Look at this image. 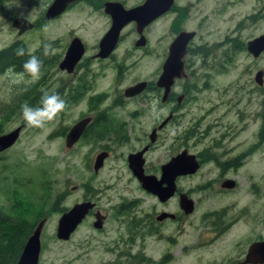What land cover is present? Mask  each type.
Segmentation results:
<instances>
[{
	"label": "rangeland",
	"instance_id": "rangeland-1",
	"mask_svg": "<svg viewBox=\"0 0 264 264\" xmlns=\"http://www.w3.org/2000/svg\"><path fill=\"white\" fill-rule=\"evenodd\" d=\"M174 1L176 6L183 9L174 18L173 26L178 24L181 29L194 31L190 46L201 45L197 49H203L198 54L186 57L187 62H191L188 77L177 81L173 90L177 92L184 86L187 101L176 110L173 122L160 131L158 143L147 153V159L149 162H160L161 158L164 161L167 155L182 149L196 152L208 144L211 137L216 141L223 133L220 144L238 162L235 165L237 168L228 172V176L236 178L237 187L228 194L215 192L218 175L210 164L208 170L202 169L189 179H179L178 186L189 187L191 197L196 200L194 215L190 217L189 236L182 232L175 236L173 244H168L165 238L150 241L152 247L145 252L149 260H144L143 264L150 262V259L155 263L166 251L174 253L169 262L158 260L157 264H232L237 248L253 237L264 236V51L254 58L244 47L240 50L232 46L233 41L236 42L235 46L239 45L238 42L244 45L247 40L264 33V0ZM34 6L31 0L1 3L0 48L21 40L26 52L32 53L42 40L57 38L60 51L55 48V52L62 54L67 35H89L97 20V14L91 11V18H87L85 12L77 15L69 12L45 24L40 33L34 31L17 35L10 27L11 20L16 16L36 18L37 9ZM171 18L173 16L167 14L149 26L147 50L141 53L145 55L137 65L130 66L128 61L131 57L120 46L114 54L115 59H124L127 64L125 73L117 81L113 77L98 80L95 90H105L111 94L109 96H114L116 90L135 80L152 79L156 63L164 53L162 47L168 41ZM98 20L101 21V18ZM89 53V50L86 51L87 55ZM196 58L200 59L199 63ZM8 69L0 74V134L18 125L21 129L15 142L0 152V206L12 218L17 217L24 225H31L29 231L40 219L39 216H45L39 236L41 247L38 264H85L71 261L76 254V250L70 248L75 237L62 244V252L57 251L54 231L59 208H69L87 193L86 187L92 190L94 196L99 193L113 195V191H120L124 187L136 191V182L129 177L124 161L118 158L120 154L124 156L132 146L136 147V138L144 132L148 133L153 122L165 116L166 112H161L157 106L153 111V106H146L143 100L142 103L124 101L118 106L110 105V116L125 123L124 130L130 138L115 150L116 158L111 156L106 159L94 174L90 169L94 147L82 140L73 148L66 149L56 135L59 123L66 125L79 117L84 104L69 107L61 118L44 129L29 128L22 123L21 106L16 113L10 112V109L17 103L16 98L20 93H25L33 83L25 75L23 81L13 84ZM256 70L263 72L262 85L253 81ZM55 78L57 73L53 72L50 79ZM35 87L41 92L51 91L54 84L48 81ZM37 97L32 91L31 102L28 103ZM110 99L107 98L103 106L108 105ZM131 110L137 111L136 116L129 115ZM187 127L193 131L195 139L190 137L182 141V131ZM248 150L253 151L252 154ZM73 185L77 187L76 191H72ZM56 193L62 195L55 202ZM100 201L107 206L103 197H100ZM143 205L150 204L147 201ZM236 207L243 213L221 238L208 243L210 233H206L196 240L198 225L195 220L200 213L224 208L220 218L230 221L234 219L231 214ZM162 231L168 232L165 227ZM199 240L202 243L197 245ZM92 261L95 262L96 258H92Z\"/></svg>",
	"mask_w": 264,
	"mask_h": 264
},
{
	"label": "flooded vegetation",
	"instance_id": "flooded-vegetation-1",
	"mask_svg": "<svg viewBox=\"0 0 264 264\" xmlns=\"http://www.w3.org/2000/svg\"><path fill=\"white\" fill-rule=\"evenodd\" d=\"M51 2L52 0H31V3L35 4L34 7L37 9L36 18L16 16L27 20L30 27L22 31L20 34L17 33L16 28L11 27V25L10 27L15 30L17 35H23L24 33L34 31L40 33L45 24L59 19L62 15L69 12L76 13V15L79 12H85L87 18H91L89 11L97 14V20L91 27L89 35H86V33L80 37L74 34L67 35V39L63 44L62 54L55 52L53 55L47 57L43 55V46L45 44H51L53 49L57 48V50L60 51V41H58L57 38L51 41L42 40L32 51L35 52L37 49H41L40 51L42 52L43 61L41 71L43 75L39 82L29 85L25 93H30V91L32 92L33 90L36 95L38 94L41 98L43 92H41V90H36L38 88L35 86L38 87L43 83L47 84L49 81L54 84V88L61 98L67 102L68 108L66 110L78 103L84 104V110L79 117L66 125H61V122L59 123L56 135L61 138L63 146L66 149L73 148L82 140H85V142L93 146L90 169L92 173L95 174L102 167L103 162L106 159H110L111 156H114L115 150L121 147L130 138V135L124 130L123 125L125 123L118 118L110 116V105L118 106L123 104L124 101L142 103L143 100L144 104H147L146 106H153V102L158 101L159 103L156 104L158 109H163L166 112L165 116L158 120L156 119L153 122L148 133L144 132L141 136L136 138V147L132 146L130 150H127L124 153V156L120 154L118 158L120 161H124V168L127 170L129 177L136 182V191H130L124 187L121 188L120 191H113V195L99 193L98 196H94L92 190L86 187L85 189L87 190V193L81 196L80 199L75 200L70 207L81 203H89L91 206L86 210L79 222L76 223L67 238L57 237L56 232L59 217L70 207L59 208L60 214L58 218H56L54 231V237L58 244L57 251H61L62 244L68 243L75 237L70 244V248L76 250L75 256L71 258V261L73 262H85V264H143L144 260L148 259L145 252L152 247L150 241H157L160 238H165L168 240V244H173L175 242V236H178L180 233L185 232L187 236H189V226L191 225L190 217L194 215L196 200L191 197L192 193L189 187L184 188L178 186L179 179H189L202 169L208 170V164H210L215 168L216 176L218 175L216 178L217 186L214 188L215 192L217 191L220 194H228L237 187L236 178L228 176V172L231 171V169H236L237 167H235V165L238 162L234 160L235 158H233L232 155L227 154V149H223L224 146L220 144L219 140L223 139V133L218 136V140L216 141L211 137L209 143H206V145L196 152H191L186 149L180 151H184L186 155H192L197 166L191 173L187 172L181 175H176L174 177L175 189L166 197L160 198L155 193L145 189L133 174L131 168L130 160L133 159L139 163L143 176H151L155 180H159L161 176V166L180 153H171L167 155L164 161H162V158L161 160L159 159L160 162H149L147 159V153H149L158 143L160 131L173 122L176 110L179 107H182L187 101V94L184 86H182L177 92L173 90L177 81L185 80L188 77L187 72L189 71L188 68L191 62H187L186 57L200 53L203 48H199L198 50L197 47L201 45H196L194 47L190 46L195 35V32L193 31L194 34L187 42L185 52L181 57L184 75L173 78L166 95L163 97L164 90L161 86L157 85V81L162 71V64L167 56L168 46L177 32L184 30L181 29L178 24L173 26L174 18L182 12V6H176V4H174L175 1L171 0L170 5L164 11L160 12L153 19L141 26L139 23L137 26V22L134 20L126 21L118 30L116 42L112 50L106 55L100 56L98 55L100 50L99 42L112 24L111 12L124 18L123 11L134 9L142 5L145 0H69L57 15L51 18H45V11ZM167 14L173 16L169 22L168 41L165 42L166 44L162 47L164 53L162 54L163 56L161 60L156 63L153 78L147 80H135L133 83L120 90H116L117 94H114V96H109L111 94L105 90H95L98 80L113 77L115 81H117L125 73L127 64H125L124 59H115L114 54L120 46H123L128 57H131L128 61L129 64L131 63L130 66L134 64L137 65L140 62L141 57L145 55V53L142 55L141 53L146 52L147 50L149 26H151L157 19L166 16ZM99 18H101V21L98 20ZM127 37H129L128 41L124 42ZM73 38H77L80 41L83 52L77 61L73 63L71 68L67 70V67H60L59 64L65 50ZM56 41L57 43H55ZM23 45L25 47L24 43ZM88 50L90 53L87 55L86 51ZM136 51L138 53H136ZM50 60H53V62H49ZM49 70L50 72L48 73ZM53 72L57 73V78L51 80L50 75ZM138 82H144L141 90L134 94L125 95V89ZM262 83L260 85H262ZM28 97H31V94H29ZM109 97L111 98L110 103L103 106V103ZM136 112L137 111L131 110L129 111V115L136 116ZM64 113L61 114L60 118ZM82 119H86V122L81 125L82 128L75 141L69 146H66L65 137L68 131L73 125ZM190 137L195 139L193 131L187 127V129L182 131L181 139L182 141H185ZM262 140L263 138H261V141ZM252 152L248 150V153L252 154ZM98 156H100V163L95 169L94 162ZM130 157L131 159L129 160ZM114 158L116 157L114 156ZM229 181L233 183L232 186H228ZM206 185L207 182L205 183V186ZM161 186L164 187L165 183L162 182ZM211 187H213V185H211ZM71 189L72 191H76L77 187L73 185L71 186ZM180 194H183V196L192 201V209L190 211L186 212L180 208ZM61 195L62 193L55 194V202L57 201V198L61 197ZM100 197H103V201L107 202V206H104L101 203ZM147 201L150 205H143V202ZM218 210L210 211V214L205 211L199 214L198 218L195 220L196 225H198L196 240L206 233H210V237L207 241L208 243L221 238L222 235L230 230L231 226L237 221V219L240 218V213H243V210L240 212L241 209L236 207L231 214V216H234V219L223 221L220 216H222L225 209L222 208L221 210ZM246 213H248V210ZM39 218L40 219L36 220L34 226H36L41 219H44L40 229L41 232L46 219L45 216L42 215L39 216ZM164 227L168 230L167 233H163L162 229ZM261 241H264V236L253 237L244 246L241 245L237 248L232 264H264V262H254L255 256L263 257L256 260L259 261L264 259V255H254L253 253L250 254L248 252L249 247L252 244ZM201 243V240H199L197 245H200ZM173 254L174 253H171L170 251H166L158 260L168 263L169 258ZM94 257L96 258L95 262L92 261V258ZM158 260L154 263V261L150 259V262H147V264H157Z\"/></svg>",
	"mask_w": 264,
	"mask_h": 264
},
{
	"label": "water",
	"instance_id": "water-1",
	"mask_svg": "<svg viewBox=\"0 0 264 264\" xmlns=\"http://www.w3.org/2000/svg\"><path fill=\"white\" fill-rule=\"evenodd\" d=\"M69 0H52L50 5L47 7L45 11V18H51L57 15L64 7V5ZM171 3V0H145V2L134 8L127 11H123L124 18L119 16L118 14H114L111 12L112 16V24L108 31L102 36L99 42V52L98 55L104 56L109 53L117 38L118 30L123 23L128 20H134L141 25H144L151 19H153L160 12L164 11ZM11 27L17 29V33L20 34L22 31L30 27V24L27 20L16 17L11 23ZM194 32L193 31H185L181 30L177 32L172 42L168 46L167 56L162 64V71L158 78L157 85L163 88V97L166 95V92L171 85L173 78L180 77L184 75L182 70V61L181 57L185 52V47L187 42L192 38ZM245 50L252 57H257L264 51V33L259 34L257 36L252 37L251 39L245 42ZM83 52L80 41L77 38H73L69 43L65 53L60 60V67H67V70L71 68L74 62L80 57ZM262 70H256L253 74V81L260 85L262 83ZM144 82H138L133 86L127 87L124 91L125 95L134 94L141 90ZM86 122V119H82L78 121L75 125H73L68 131L65 137V145L69 146L72 144L77 135L79 134L82 124ZM21 126H16L12 130L0 134V151L11 146L18 137ZM131 157L129 158V160ZM100 163V156H98L94 162V168L96 169ZM131 168L133 174L137 177V179L141 182V185L155 193L158 197L163 198L170 195L174 189V177L176 175H181L184 173H191L196 168V162L193 160L192 155H186L184 151L172 157L167 163L161 166V176L159 180H155L151 176H143L141 173V169L139 163L130 160ZM139 166V167H138ZM164 182L165 186L162 187L161 183ZM233 183L229 181L228 186H232ZM91 206L89 203H81L76 204L70 207L66 212H64L58 219L57 224V237L67 238L68 234L74 228L76 223L79 222L81 217L85 214L86 210ZM179 206L182 210L188 212L192 209V201L187 199L183 194L179 195ZM44 222V219H41L36 226L32 229L31 233L25 239L19 256L15 262V264H37L38 262V254H39V234L41 226ZM248 252L254 255H264V241L257 242L252 244L249 247ZM259 256H255L254 262H264V259L258 260Z\"/></svg>",
	"mask_w": 264,
	"mask_h": 264
},
{
	"label": "trees",
	"instance_id": "trees-1",
	"mask_svg": "<svg viewBox=\"0 0 264 264\" xmlns=\"http://www.w3.org/2000/svg\"><path fill=\"white\" fill-rule=\"evenodd\" d=\"M2 1L0 0V4ZM235 41H233V45L235 49L242 50L244 45L243 43L238 42V46ZM17 49H23L24 55L17 56ZM41 49H37L35 52L27 53L25 47L21 41H13L7 46L0 48V74L3 73L6 69L12 68L14 72L21 73L23 72V64L25 61L31 56L36 55L40 57L42 60V52ZM52 59V58H51ZM49 62H53L50 60ZM33 91V90H32ZM29 93H20L18 98H16V104L12 106L10 112H18L20 109L21 103L31 102L28 97ZM38 96V94H37ZM39 96L32 102L29 103L30 106L36 107L40 106ZM21 114V113H20ZM22 118V114H21ZM23 119V118H22ZM22 123H25L24 120ZM25 224V223H24ZM17 217H11L0 206V264H15L21 247L30 233L31 225H24Z\"/></svg>",
	"mask_w": 264,
	"mask_h": 264
},
{
	"label": "clouds",
	"instance_id": "clouds-1",
	"mask_svg": "<svg viewBox=\"0 0 264 264\" xmlns=\"http://www.w3.org/2000/svg\"><path fill=\"white\" fill-rule=\"evenodd\" d=\"M55 53V49L52 48L51 44H45L43 46V55L45 57L53 55ZM17 56H23L24 50L17 49ZM197 59V63L200 62L199 58ZM43 61L40 57L36 55H31L23 64V72L15 73L12 68L7 70L9 76L11 77V82L13 84L19 83L24 80L25 75L30 77V83H37L42 78V69ZM43 94L40 99V106L33 107L30 106L29 103L25 102L21 105V114L22 118L29 128L35 129H44L53 121H56L60 118L61 114L66 111L68 108L67 102L61 98V96L56 92L55 88L51 91L42 90ZM158 101L153 102V111L156 110L155 106L158 104ZM161 112H165V110L161 109Z\"/></svg>",
	"mask_w": 264,
	"mask_h": 264
}]
</instances>
